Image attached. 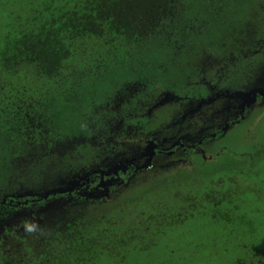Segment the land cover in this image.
<instances>
[{
	"label": "trees",
	"instance_id": "1",
	"mask_svg": "<svg viewBox=\"0 0 264 264\" xmlns=\"http://www.w3.org/2000/svg\"><path fill=\"white\" fill-rule=\"evenodd\" d=\"M229 1L0 0V192H6L15 177L11 175V166L16 167V176L24 179L23 167L28 164L42 171L54 170L64 167L72 155L80 163L87 160L81 155L84 147H91L95 156L96 147L79 146L92 132L86 136L78 133L67 136L54 122L49 123L47 104L54 102V94L85 93L103 74L114 70L115 63H121L124 54L129 58L130 53L155 52L151 42H157L160 50L172 58L188 57L189 47L219 32L208 34L199 27H204L209 18L219 16V10ZM239 10L235 5L234 12ZM250 16L238 28L240 33L244 32ZM233 35L234 30L230 29L222 31L220 36L226 44L233 41ZM187 38H190L188 44ZM145 69L149 68L145 66L141 72L142 80L125 83L121 91L110 97L128 89L137 90L138 84L151 81L152 76L147 77ZM103 106L104 103L102 112L92 111L89 121L95 123L103 116ZM81 116L78 112L81 124L86 125L88 117ZM232 143V147L239 146ZM225 160L232 167L235 165L233 169L237 168L235 178L221 177L204 187V180L194 177L201 183L200 193L196 192L199 186L195 188L194 183L191 189L188 183L181 189L175 182L171 190L157 184L153 190L155 199L147 205H134L130 210L132 215H140L135 224L128 223L129 215L125 218L120 214L122 211L112 208V220H104L103 230L98 226L90 235L92 222L83 230L79 228V234L72 241H66L59 234L71 225L62 221L69 216L75 220L83 218V212L89 208L84 204L78 203L71 210L61 203L56 209H50L42 220L56 226L28 229L20 241L16 234L10 233L14 244H9L6 228L20 220L23 212H5L3 208L0 264H264V214L263 221L258 218L255 222L249 214L254 209L248 207V202L243 207L239 199L261 192L259 187L252 189L249 184L251 171L244 170L237 161ZM21 169L22 175H17ZM120 195V199L132 204L141 201L136 193ZM140 208L144 212L139 213ZM60 215L63 217H57ZM109 222H114V229L109 230ZM193 223H203L207 228V247L190 242L183 253L159 263L152 262L150 257L163 246L171 230Z\"/></svg>",
	"mask_w": 264,
	"mask_h": 264
},
{
	"label": "flooded vegetation",
	"instance_id": "2",
	"mask_svg": "<svg viewBox=\"0 0 264 264\" xmlns=\"http://www.w3.org/2000/svg\"><path fill=\"white\" fill-rule=\"evenodd\" d=\"M262 12L264 0H256L244 32L234 29L232 39L239 49L232 47L228 55H221L218 50L200 54L201 59L192 64L195 74L190 77L187 90L161 88L152 92L155 84L151 80L138 84L137 90L128 89L106 101L101 122L94 123L96 128L79 144L97 148L95 161H82L79 166L72 155L64 167L44 171L28 164L24 179L11 170L15 177L6 192H0V213L3 208L5 212L21 210L23 217L6 228L9 234L21 232L18 228L24 219L35 220L41 227L49 226L52 222L42 220L44 213L61 203L71 210L78 203L96 207L119 194L136 193L141 201L134 205H147L150 198L156 197L153 190L157 184L171 190L177 182L182 189L192 178L180 182L177 177L200 170L203 164L197 165L198 160L210 161L217 155L221 141L238 128L241 132L231 138L230 144L240 141L244 147L255 146L252 153L237 159L244 170L255 176L264 161V143L248 140L247 136L264 130ZM209 40L207 36L205 43L209 44ZM196 46L198 51L207 50L205 44ZM210 46L214 48V40ZM198 51H189L188 58ZM129 144L131 148L127 147ZM261 188L259 191L264 192Z\"/></svg>",
	"mask_w": 264,
	"mask_h": 264
},
{
	"label": "rangeland",
	"instance_id": "3",
	"mask_svg": "<svg viewBox=\"0 0 264 264\" xmlns=\"http://www.w3.org/2000/svg\"><path fill=\"white\" fill-rule=\"evenodd\" d=\"M255 4L256 0H230L229 2L224 4L219 10V16L209 18L208 23L204 27H199V29L204 32L208 31V34L210 33V31L219 32L210 36V40L208 42L209 44H206L204 40L199 41L201 44H205L207 46V50L198 51L197 46L190 47L191 54H193V51H198V53L191 58H188L185 55L172 58L169 54L160 50L157 42H151L150 46L153 47L155 52H136L134 54L130 53L131 56H129V58H127L124 54V56H122L121 63L119 64H116L115 60H113V62L115 63L113 67L114 70L107 71L105 74H103L101 78H99L85 93L76 92L75 94H71L70 96L54 94V102L51 104H47V107H49L50 109V117H48L49 123L51 124V122H54L58 126L57 128L63 130L65 133L64 135L67 136H73L77 133L82 136L89 135V133L93 131L92 128H96L95 124H99L101 122V118L103 117L102 116L101 118H99L95 122V124L93 123V121H89L94 110L98 109L101 111V106L103 105V103L112 98L110 96H113L117 92L121 91L125 83H133L142 80L141 72H143L145 66L151 69L145 70L148 72L147 77L152 76L151 80H153L155 84L152 88V92H155L157 89L161 88L175 89V91L187 90L190 87L188 85L191 81L190 77L192 75L194 77L195 74V69L192 64L197 63L201 59L200 54L202 52L207 51L209 54H214L218 50L219 52H222L221 55H228L232 51V47L235 50L239 49V47H236V44H234L235 42L233 43L232 40L228 41L226 44L224 42L221 43L220 41L223 36L220 35L222 31L229 32L230 29L232 31L235 28H239L244 23L246 17L248 15H251L252 8ZM235 5L240 8L238 12H234ZM262 15L264 16V12H262ZM247 23H249V20L247 21ZM250 28L251 26L248 29ZM248 29L245 31V35H248ZM213 40L215 43L214 48L210 46V43ZM185 41L188 44L190 42V38H187ZM225 51L227 52L225 53ZM123 52L126 53V51ZM187 62H189L188 65ZM175 63H178L179 66H175ZM118 65L120 66L118 67ZM151 87L152 86L148 87V89L150 90ZM83 110H86L87 112H84ZM78 112L82 114V119L84 118V116L88 117L87 121L89 122L86 125L81 124V121L78 117ZM82 125L83 131L81 129ZM239 132H241V128H238L235 133L232 134L227 140L221 141L217 149V155H213L210 161L198 162L197 165L203 164L200 170L196 168L187 173V175H180L179 177H177V181L186 182L189 177H192L193 182H189L187 184V187L191 189L194 183L195 188L196 185L199 186L196 192L200 193L201 183H198L194 179V177L203 179L204 182L202 186L204 187L212 185L221 177L225 179L235 178V174H237V168L233 169V167L227 160H225V158L236 162L241 155L252 153V150L255 147H244V144L238 141L237 144L239 146H235V148H233L230 144L231 138ZM247 139H257L256 143H264V130L261 129L258 134H251L247 136ZM127 147L131 148L130 144ZM87 148L88 147L83 148V150L81 151V155L84 156V159L86 157L87 160L85 161H95L96 158L94 157V152L90 147L89 149ZM262 148L264 150V146ZM263 152L264 151H262V153ZM78 164L80 166V163ZM10 168L11 170L16 169V167L13 166H11ZM26 168L28 167H23V169ZM186 169H189V167L186 166ZM22 172L23 170L21 169V172L17 173V175H22ZM249 184L252 189H254L255 187L264 188V161L257 169L256 175H252L250 177ZM262 188L261 191H264V189ZM252 195V197L248 196V199H244V197L242 196L239 199L241 200V205L243 207H247L245 203L248 202V207H252V209H254L250 211L249 214H251V217L255 220V222H258V218L261 219L263 216L262 214H264V192H261V194ZM121 197L122 195L119 194L117 195V197L104 205L96 207L90 206L83 212V218L81 219L75 220L76 218L69 216L67 220L70 221L68 224L71 225L68 227L66 226L64 229H61L59 231V234L66 237V241H72L74 240L75 236L79 234V228L83 230L85 226H91L90 224H92L93 222L90 231V235H93L98 226L101 230H103L102 223H106L104 220H112L111 213L113 212V210H117L119 212L122 211L120 212V214H123L125 218H127V215H129L128 223L135 224L140 215H132L130 213V210L133 209L134 204L127 201V199H120ZM155 198L156 197L150 198L149 201ZM165 201L166 203L169 202L167 198L165 199ZM112 208L114 209L112 210ZM257 209H259L261 213H259ZM50 211L51 210L48 208L44 215H47L48 213H50ZM141 212H144V209L140 208L139 213ZM257 213L259 214V216H256ZM57 217L63 216L60 215ZM99 221L101 222V224H99ZM113 221L116 220L113 219ZM261 221H263V219H261ZM96 223H98L99 225H94ZM113 223L114 222L107 223L109 230L114 229V226L112 225ZM14 224H11L9 227H13ZM203 225V223H193L182 228L171 230L165 236L163 246L160 245V247L150 257L152 262L159 263L163 259L173 257L175 254L179 255L180 253H183L181 251H183L184 247L186 248V246L190 242H198L199 244L207 247L209 242V240L206 238L207 228ZM37 226L38 225L35 220H22L18 228V230H20L21 232L20 234L16 235L19 238V241L24 239V235L28 231V229L35 228ZM117 226L120 227L118 223ZM131 228L133 229V226ZM80 234H82L86 238H89L88 235L84 232H81ZM33 236L37 237L39 235L33 234ZM11 238L12 237H10L9 234V244H14ZM93 238L94 236L92 237V239ZM66 245L67 244H64V246ZM134 261L137 262L138 259H134Z\"/></svg>",
	"mask_w": 264,
	"mask_h": 264
}]
</instances>
